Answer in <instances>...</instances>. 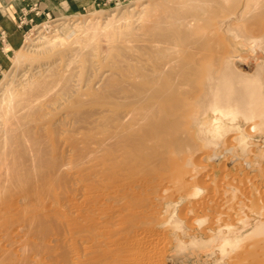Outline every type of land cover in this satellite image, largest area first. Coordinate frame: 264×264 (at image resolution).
<instances>
[{
	"label": "bare ground",
	"instance_id": "obj_1",
	"mask_svg": "<svg viewBox=\"0 0 264 264\" xmlns=\"http://www.w3.org/2000/svg\"><path fill=\"white\" fill-rule=\"evenodd\" d=\"M248 2L159 0L139 9L132 4L112 15L127 31L107 41L104 51L93 42L108 35L111 25L97 31L87 21H64L51 38L40 35L34 56L13 54L12 64L23 65L22 71L0 85V264H161L163 251L158 261L154 257L161 241L152 237L159 218L152 200L158 205L170 184L188 188L183 184L189 177L182 176L190 172V161L192 170L208 172L191 157L199 151L191 123L204 118L199 133L215 147L224 135L239 136V120L254 133L264 127V66L252 74L236 72L235 52L221 36L236 40L237 24L248 22L257 32L253 40L264 47V2L257 13L247 12ZM221 19L227 22L213 30ZM208 113L214 118L208 120ZM239 139L244 148L245 138ZM201 153L205 161L207 152ZM218 169L224 177L235 175ZM191 173L187 197L195 198L201 190ZM256 222L231 238L226 236L233 231L222 225L214 231L209 224L203 238L188 236L171 219L167 226L188 240H176L168 264H196L193 253L209 258L215 249L216 264H225L243 242L260 237L264 245V221ZM196 223L201 227L206 219Z\"/></svg>",
	"mask_w": 264,
	"mask_h": 264
},
{
	"label": "rangeland",
	"instance_id": "obj_2",
	"mask_svg": "<svg viewBox=\"0 0 264 264\" xmlns=\"http://www.w3.org/2000/svg\"><path fill=\"white\" fill-rule=\"evenodd\" d=\"M157 2H159V0H117L114 3V0H112V2H107V3L102 2L101 5H99L98 7L94 8V9H90L86 12H83L82 14L64 16V17H60L57 19H49V20L45 21L44 23H42L38 26H34L31 29V31L28 32L27 37H29L31 39L28 40V43L26 42L27 44L25 43L24 48L22 50H19L20 53L18 52L19 54L17 53V55L24 54L23 56L26 55V57L34 56L35 55L34 53L36 52L35 50H38L37 49L38 47H36V46H38L39 42H41V40L39 39L40 35L41 36L44 35L46 38H51L52 36H54L55 34H57L59 32V31H57L58 24H60L61 22H64V21H65V23H66V21H68L67 23H70L71 21H77V22L87 21L88 23H91L92 28H94L97 31H101V28H102L101 25H103V24L111 25V26H109V28H107V31L110 32L108 35H106V36L102 35L101 37L99 36V38L96 39L97 41L93 42L100 49V51L101 50L104 51L105 50V43L107 41H113L115 39V37L117 36V34H123L127 31L126 29L125 30L123 29V27H122L123 23H121V22L113 23L114 21L112 22V20H113L112 15H115V13L119 12V10L125 11L127 9L134 8V6H135V8L139 9L138 6H140L141 4L151 5V4L157 3ZM249 2L246 5L248 7L247 12L257 13L258 10L262 8L264 0H251V3H249ZM61 19H63V20H61ZM92 20H94V21H92ZM226 22L227 21H224L221 19L219 22L214 23L216 25L213 24L216 27H213V25L211 26L215 29H213L211 27L210 28L213 30H219L220 29L219 26L221 24L224 25ZM240 23H238L236 26L237 27L236 31L240 30L239 31L240 37L238 36V38L236 40L235 39L232 40L231 38H230L231 40H227L228 36H225L223 33H221L223 40L226 42L225 45L224 44L223 45L226 46L229 49V52H231L232 54L235 52L234 59H232V63L234 64L233 69L236 72H240L243 74H252L255 71L256 66L257 67L259 65L264 66V47L261 45V42L259 40H255V39L253 40L254 37H257V34H256L257 32L256 31L254 32L250 27H248L249 29L247 28V26H250L249 24H247L248 22H245V23L240 22ZM246 24H247V26H246ZM244 30H252L253 32L251 31V33H250V31H248L250 33V35H249V33L247 31H244ZM242 31H244V32H242ZM241 34H242V36H241ZM34 39H36V40L33 43ZM245 39L246 40L248 39V41H246ZM29 41L31 43H33L32 45H34V44L35 45L31 46V43H29ZM36 43H38V44L36 45ZM28 44L30 46H26ZM25 47L28 48V50H26ZM35 47H36V49H35ZM33 50H34V52H33ZM15 55H16V53H15ZM19 65H21V64H19ZM22 66L23 65H21V67L16 66L18 69V70H16V69H14V68H16L15 65H12L10 71L4 73L0 77V85L2 83H5L6 80L11 78L12 76L14 78L17 77L16 76L17 74H15V73H21ZM15 70H16V72H15ZM262 78L264 79V69L262 72ZM2 85H1V87H2ZM1 90L2 89L0 88V91ZM212 118H214L213 115L211 113H208L207 119L211 120ZM202 120H204V118H200L196 123H191V127L188 128V129H190L189 131L194 132V133L190 134V135H192L190 137H191L193 143H195V144L197 143L196 145L199 149V151H198L197 148H195L196 151L193 155H191V157H192V159L195 158L194 159L195 163L200 162L201 165H206L207 166L206 170L208 169V172L203 170V169H201V171H200V170H198V168L196 169L198 171L192 170L194 168L191 167L192 166V161H190L191 157L189 158L188 156H185L187 159H190L189 161L191 163H190L189 168L193 171V173H191V175L194 174L193 175L194 176L193 177L194 178L193 183H195V185H197L200 188L201 193L195 198L187 197V193L190 192L189 191L190 190L189 189L190 188L189 183L192 182L190 180L191 176L188 175L192 171L189 169L190 170V172H189V170L187 169V171H185V172L186 173L189 172V173L185 174V175L183 174V176H182V180L185 177L186 178L189 177L188 180L186 179V183L183 184V185H186V188L188 187L187 189H185V188L182 189V186H180V184L177 185L176 183H173V185H172L169 183L171 186L170 185L168 186V183H165L164 188L167 186L170 188H166L165 193H163V192L160 193L163 200L158 199L159 200V202L157 203L158 205H156V203H153L154 200H152L153 202L151 201L152 204L157 206L156 215L157 216L159 215V218L157 219V221H155V223L153 225L154 231H153L152 237L156 236L153 238L154 239L158 238V239H160L159 241H161L159 243V245L161 246V250H159L160 249V246H159L158 247L159 249L157 248L159 251L157 250L158 253L156 252L157 257L155 256V254H154V257H155V260L157 258V261H158V259H159L158 256H160L159 253H160V251L161 252L163 251L164 255H163V253H161L163 258L161 257L162 260L160 259L161 264H168L167 258L170 254L173 253L177 239H183L186 241L188 240V238L182 237V235H181L182 232L179 233V231H173L171 228L168 227L169 221L171 219L181 222L183 225L182 229H183L185 234H187V232H188V234H187L188 236L195 237V236L199 235L203 238H207L209 236V233L207 232V228L209 226H211V228L214 229V231H215L218 226L222 225L223 228H226V229L233 231V233L230 234V236H229V234H227V236H226V238H231V237L238 235V233L243 228L249 229V228L253 227L254 224L257 223L256 221H258V222L264 221V218L259 217L257 215V214H259L260 209H261L260 210L261 212H264V192H263L264 191V166H263L264 165V158H263L264 157V127L261 128V132L259 131V132L254 133L250 130L251 126H248L251 124L246 123L242 120H239V125L241 126L239 136H243L245 138L244 148L242 147V145H240L241 143H240L239 136L237 137V134H232V133L231 134L229 133V134L221 137L219 139V141L217 142V146L215 147L213 145L207 146L205 141H204V138L199 133L198 124ZM244 127H246V128H244ZM246 130L248 133L244 134L243 131H246ZM247 134H249L250 136ZM230 135H231V139H230L231 145L229 147H227V146L225 147L223 144L224 140ZM250 149H251V151H250ZM203 151L207 152V157H206L205 161L203 160L204 162L200 160V154H202L201 152H203ZM213 155L217 156L218 159L216 161L212 160V157L216 158ZM221 163H223V164H221ZM193 166H194V164H193ZM211 167L213 168V170L211 169ZM219 167H222L223 169H225L226 172H228L230 174L232 173V175L235 172V175H236V176L234 175L235 178L240 179L241 176L244 177L242 174H244L247 178L245 180V177H244V178H242L243 181H241V180L239 181L237 179H234V176H233V178L229 177V176L224 177L221 174V172L219 171V169H218ZM235 167H237V168L241 167V170H238L237 168L235 169ZM233 168H234V170H233ZM194 172L196 173V175ZM197 172H198V174H197ZM259 174H261V175H259ZM197 175H199V176H197ZM253 175L255 178L253 177ZM220 177H221V180L219 179ZM250 178H252V180H250ZM244 180H245V182H244ZM248 180L250 181L249 183H248ZM239 182L241 183V185L239 184ZM242 182L244 183V189H242V187H243ZM261 183H263V184H261ZM237 187H239V188L241 187L242 192ZM238 189H239V193H238ZM256 189L258 192H256ZM227 190H230V192H232L231 195L226 194ZM233 190H235V191L233 192ZM244 190L247 192H245ZM257 193L259 196L262 193V195H261L262 197L261 196L259 197L257 195ZM244 196H247L245 198H246V200L248 199V201H246L244 199ZM164 199H165V201H164ZM158 200H156V202ZM239 200H240V202H239ZM154 205H153V207L156 208ZM242 206H244V207H242ZM201 207H202V209H201ZM210 207H211V209H210ZM165 210H167V211H165ZM201 210L204 212V214ZM181 211H182V213H181ZM186 213H188V214H186ZM253 213H254V215H253ZM182 214L185 215L183 218H186V219L188 218L187 220L191 219L190 220L191 222L185 221L186 219L181 220L180 218H182L181 217ZM162 217H163V219H162ZM203 218L206 219V223L203 226L199 227L198 224L196 223V220L203 219ZM186 222L189 224L191 223V228L192 227L193 228L191 229L189 226H187L188 224H186ZM218 222H220V224H218ZM204 226H206V227H204ZM222 226H220V227H222ZM205 229H206L205 233L201 232L202 230L204 231ZM223 231L226 232L225 229H223ZM177 235H179V238ZM220 236L224 237L225 234H221ZM258 239L256 238L253 241L243 242L240 245L239 249L234 251V253L231 254L230 257H227L224 260V263L225 264H235V263L236 264H238V263L239 264H246L249 261L248 259H250L252 255H253L252 256L253 260L255 262L253 261L254 262L253 263L252 261H249L248 264L249 263L250 264L251 263L260 264L261 262H264V257H263L264 252H262V251H264L263 250L264 247H262L264 245L261 244L263 242L260 241V240H262V238L260 239V237H259ZM163 240H164V245H163ZM162 246H164V247L162 248ZM259 246L261 247V250H262V251L260 250L261 252H257V251H259L257 249V247H259ZM260 247H259V249H260ZM252 248L254 249V252H252V254L249 255L248 259L246 260L245 259L247 257L246 254L248 253V251L250 254L251 250H253ZM242 250H243V252H242ZM214 251L215 252H213V253H215V254H212V256L209 258L206 257V254L203 251L202 252L197 251V252L193 253L194 262L196 264H203V263L211 264L210 262H212V264H216V259L219 258V253H218L217 249H215ZM241 252H242V254H241ZM253 253L255 255L257 254L255 259H254L255 255ZM258 255H260V257ZM235 256H237V257H235ZM243 257L245 259V260L243 259L244 261L241 259ZM179 258L181 259V261H184L183 257H179ZM257 259L260 261V263ZM153 260H154V258H153ZM157 261H155V262H157ZM231 261H232V263H231ZM241 261H242V263H241Z\"/></svg>",
	"mask_w": 264,
	"mask_h": 264
},
{
	"label": "crops",
	"instance_id": "obj_3",
	"mask_svg": "<svg viewBox=\"0 0 264 264\" xmlns=\"http://www.w3.org/2000/svg\"><path fill=\"white\" fill-rule=\"evenodd\" d=\"M98 6L96 0H0V33L4 36L0 41V77L11 69L13 54L34 26Z\"/></svg>",
	"mask_w": 264,
	"mask_h": 264
},
{
	"label": "built area",
	"instance_id": "obj_4",
	"mask_svg": "<svg viewBox=\"0 0 264 264\" xmlns=\"http://www.w3.org/2000/svg\"><path fill=\"white\" fill-rule=\"evenodd\" d=\"M117 0H114V3L116 2ZM96 2L98 3V5H101V3H107V2H112V0H96ZM4 39V36H3V33L1 32L0 33V41L2 42Z\"/></svg>",
	"mask_w": 264,
	"mask_h": 264
},
{
	"label": "water",
	"instance_id": "obj_5",
	"mask_svg": "<svg viewBox=\"0 0 264 264\" xmlns=\"http://www.w3.org/2000/svg\"><path fill=\"white\" fill-rule=\"evenodd\" d=\"M217 146V145H216ZM213 156H215V155H213ZM216 158H214V157H212V160H217L218 158H217V156H215Z\"/></svg>",
	"mask_w": 264,
	"mask_h": 264
}]
</instances>
